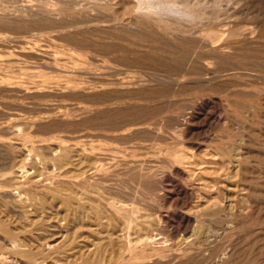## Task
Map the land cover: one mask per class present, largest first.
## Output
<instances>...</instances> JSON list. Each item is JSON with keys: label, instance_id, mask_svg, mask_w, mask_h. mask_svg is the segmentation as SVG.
Returning <instances> with one entry per match:
<instances>
[{"label": "rangeland", "instance_id": "374dc122", "mask_svg": "<svg viewBox=\"0 0 264 264\" xmlns=\"http://www.w3.org/2000/svg\"><path fill=\"white\" fill-rule=\"evenodd\" d=\"M55 1L0 0V173L25 184L0 176V217L45 229L38 264H264V0ZM70 186L124 206L110 242L52 197Z\"/></svg>", "mask_w": 264, "mask_h": 264}, {"label": "bare ground", "instance_id": "6f19581e", "mask_svg": "<svg viewBox=\"0 0 264 264\" xmlns=\"http://www.w3.org/2000/svg\"><path fill=\"white\" fill-rule=\"evenodd\" d=\"M51 1V0H50ZM57 1V0H56ZM55 1V2H56ZM60 1V0H59ZM45 3V2H44ZM43 3V4H44ZM47 3H49V1L47 2ZM60 3H62V2H60ZM60 3H58V4H60ZM140 3H142V5L143 6H146V4H143V2H141V0H140ZM147 3L148 4H150V5H153V7H154V4H157V5H159V8H161V10H162V12H164V14L166 13H168V14H171V15H182V16H184V17H187V18H191V17H193V13L186 7V6H184V5H181V4H176V5H173L172 3L170 4L169 2H167V1H165V0H148L147 1ZM46 4V3H45ZM53 4V3H52ZM136 4V3H135ZM47 5V4H46ZM94 5V4H93ZM50 6H51V3H50ZM55 6V5H54ZM156 6V5H155ZM100 7V6H99ZM148 7H149V5H148ZM42 8H45L44 6L42 7ZM27 9V8H26ZM97 9V8H96ZM40 10V9H39ZM35 11V10H34ZM46 11L49 13V12H52V9H50V7H49V9H48V6H47V9H46ZM57 11H58V9H57ZM41 12V11H40ZM39 12V13H40ZM56 12V11H55ZM134 12V11H133ZM5 13H6V11H5ZM23 13V12H22ZM26 13V12H25ZM44 13V12H43ZM52 13H54V11L52 12ZM52 13H50V14H52ZM60 12L58 11V14H59ZM1 14H3V13H1ZM12 14V13H11ZM10 14V15H11ZM21 14V13H20ZM28 15H30L29 13H27ZM55 14H57V13H55ZM66 14V13H65ZM148 14V13H147ZM6 16L5 17H7L8 15L7 14H5ZM28 15H26V16H28ZM32 15H33V13H32ZM40 15V14H39ZM42 15V14H41ZM45 16L44 17H46V13L44 14ZM53 16H54V14H52ZM60 15V14H59ZM58 15V16H59ZM63 15V14H62ZM22 16H24V15H22ZM148 16V15H147ZM4 16L2 15V16H0V18L2 19ZM25 17V16H24ZM33 17H37V16H33ZM66 17V15H64V18ZM9 18V17H8ZM8 18H3V19H8ZM31 18H32V16H31ZM55 18V17H54ZM174 18V17H173ZM23 19V18H22ZM27 19H28V17H27ZM26 19V20H27ZM53 19V18H52ZM60 19H61V17H60ZM60 19H58V20H60ZM186 19V18H185ZM9 20V19H8ZM135 20V19H134ZM12 21V20H11ZM91 21V20H90ZM89 21V22H90ZM138 21V20H137ZM154 21V20H153ZM63 25V24H62ZM65 25H67L66 23H65ZM110 25V24H109ZM141 25H143V23L141 24ZM105 26H106V24H105ZM60 27V26H59ZM63 27V26H62ZM61 27V28H62ZM65 27V26H64ZM63 27V28H64ZM144 27V26H143ZM143 27H141V28H143ZM4 31V30H3ZM144 31V30H143ZM161 32H163V31H161ZM5 33V32H4ZM10 33V32H9ZM8 33V34H9ZM13 33V32H12ZM16 33V32H15ZM27 33V32H26ZM159 33V32H158ZM11 34V33H10ZM14 34V33H13ZM12 34V35H13ZM23 34H25V33H23ZM1 35H2V32H1ZM11 35V36H12ZM18 35V34H17ZM16 35V36H17ZM26 35H28V34H26ZM15 36V35H14ZM19 36H21V34L19 35ZM24 36V35H23ZM1 38H3L4 37V35H2V36H0ZM6 37H8V36H6ZM10 37V36H9ZM18 37V36H17ZM196 37V36H195ZM110 38V37H109ZM211 36H208V39L209 40H211ZM4 39V38H3ZM5 39H7V38H5ZM196 39H198V38H196ZM113 40V39H112ZM204 40H205V38H204ZM213 41H215V39H213ZM29 42V41H28ZM108 42V41H107ZM207 42H209V41H207ZM6 44V43H5ZM111 44V43H110ZM110 44H107L109 47L111 46ZM113 45V44H112ZM2 46H3V44H2ZM5 46V45H4ZM8 47V46H7ZM140 47V46H139ZM10 49V48H9ZM10 51V50H9ZM2 53H3V51H2ZM12 54V53H11ZM28 55V54H27ZM14 57V56H13ZM34 57V56H33ZM35 59V58H34ZM39 59V58H38ZM37 59V60H38ZM36 60V59H35ZM36 63V62H35ZM39 64V63H38ZM37 65V64H36ZM92 66V65H91ZM8 68V67H7ZM236 69V68H235ZM6 70V69H5ZM10 71V70H9ZM177 76V75H176ZM183 79V78H182ZM125 80V79H124ZM176 81V80H175ZM120 82V81H119ZM180 84V83H179ZM18 96V95H17ZM247 105V104H246ZM248 107V106H247ZM234 110V109H233ZM24 115V114H23ZM245 115V114H244ZM19 117V116H18ZM22 120V119H21ZM243 120V119H242ZM23 121H24V118H23ZM29 121V120H28ZM9 122V121H8ZM13 122V121H12ZM19 122H21V121H19ZM6 124H7V122H6ZM15 124V123H14ZM21 124H23V122H21ZM30 124H31V122H30ZM9 125H12V123H10L9 122ZM26 125V124H25ZM17 127V126H16ZM29 127H31V126H29ZM2 128V127H1ZM13 128H11V129H9V127H8V130H12ZM45 129H47V128H45ZM7 130V129H6ZM1 134V133H0ZM5 134V133H4ZM5 135H7V134H5ZM51 135V134H50ZM63 135V134H62ZM1 137V136H0ZM7 137V136H6ZM6 137H4V138H6ZM4 138H0V139H4ZM86 139V138H85ZM15 140V139H14ZM64 140V139H63ZM90 140V139H89ZM65 142V141H64ZM69 142V141H68ZM68 142H66V143H68ZM77 142V141H76ZM8 143V142H7ZM6 143V144H7ZM10 143V142H9ZM61 143V142H60ZM15 144V143H14ZM97 144V143H96ZM9 145V144H8ZM59 145V144H58ZM7 146V145H6ZM10 146L11 145H9V149L8 150H10V153H8V155L9 156H11V157H9L10 158V160H12V162H13V160L14 159H16V154H18L19 152L15 149V147H12L11 146V148H10ZM44 146V145H43ZM47 146V145H46ZM113 146V145H112ZM53 147H55V146H53ZM52 147V149L54 150V148ZM58 147V146H57ZM60 147V146H59ZM79 147H82V146H79ZM85 147V146H84ZM95 147V146H94ZM67 148H69L68 146H67ZM87 147H85V149H86ZM88 148H90V147H88ZM87 148V149H88ZM91 148H92V146H91ZM90 148V149H91ZM96 148V147H95ZM19 149V148H18ZM60 149H62V148H60ZM80 149V148H79ZM83 149V148H82ZM112 149V148H111ZM50 150H51V148H50ZM89 150V149H88ZM92 150H93V148H92ZM31 151V150H30ZM52 151V150H51ZM64 151H66L65 150V148H63V150H62V152H64ZM69 151V150H68ZM71 151V150H70ZM18 152V153H17ZM21 152V151H20ZM67 152V151H66ZM65 152V153H66ZM81 152H82V150H81ZM84 152V151H83ZM87 152V151H86ZM7 154V153H6ZM56 154H58V153H56ZM67 154V153H66ZM66 154H62L60 157H55V158H53L52 160H54V163H56V165L57 166H59V168H60V170H61V168H63L62 170L64 171V168H67L68 167V170L74 165V163L72 164V162H71V159H70V155L69 156H67ZM68 154H69V152H68ZM235 156V155H234ZM180 157H181V155H180ZM180 157H176V159H175V162H176V160H178V161H180L179 159H181V161H182V158H180ZM233 157V156H232ZM185 158V157H184ZM15 161V160H14ZM173 161H174V159H173ZM238 161V160H237ZM11 162V161H10ZM84 162V161H83ZM87 162V161H86ZM239 162V161H238ZM241 162V161H240ZM82 163V162H81ZM13 164V163H12ZM108 164H110V163H108ZM107 164V165H108ZM55 165V164H54ZM10 166V165H9ZM8 166V167H9ZM4 168V170H7V169H12L13 167H9V168ZM70 167V168H69ZM87 167V168H86ZM94 167V166H93ZM98 167V166H97ZM108 167V166H107ZM92 167H91V165L89 166L88 164H87V166H83V168H79L78 170L79 171H77V172H81L82 174H85L86 172H87V170H89V169H91ZM96 169V168H95ZM141 169V168H140ZM70 170H77V169H70ZM65 171H66V169H65ZM14 173H15V171H13ZM13 172H10V173H6V172H2V173H0V176H6L7 178H6V181H7V185H8V183H11L12 185L14 184V183H18L19 185H20V187L22 186V185H24L25 186V184L24 183H21V182H18V180H17V178H16V175H14L13 174ZM67 172H69V171H67ZM65 173V172H64ZM139 173V172H138ZM135 175H137V174H135ZM57 176V175H56ZM67 176V175H66ZM84 180V179H83ZM31 181H29V183H30ZM68 182V181H67ZM27 185H29L28 183H27ZM31 186H33V185H31ZM29 187V186H28ZM2 188V187H1ZM8 188V187H7ZM36 188V187H35ZM45 188H47V187H45ZM60 188V187H59ZM58 187H56L53 191V193H54V195L52 196V197H54V198H59L60 199V203L62 204V206H63V211H66L67 213H68V217H69V219H71V221H78V220H82V222H84L85 221V227H86V229H87V231L88 232H91V234H96V233H100V234H102L103 236H106V238H108V240L109 239H112V233H114V231H115V227L111 224V221H110V219L112 218H114L113 220H116L115 219V216H116V214H118V213H120L121 211H123L124 210V206L122 205V207L121 206H119L118 204H117V202L118 201H115L114 200V198L112 199V198H105L103 195H99L98 197L102 200V201H104L105 203H104V205L103 206H100L99 205V203L97 204V203H94L93 201H92V199L88 196V197H82V196H80V194L78 193V191H76V189H74V187H72V186H70L68 189H65V190H63V189H59ZM22 189H24L23 187H22ZM30 189V188H29ZM94 189V188H93ZM9 189H7V191H8ZM34 191V190H33ZM17 192V191H16ZM19 192V191H18ZM23 192H25V191H23ZM28 193V192H27ZM26 193V194H27ZM31 193V192H30ZM36 193V192H35ZM97 193V192H96ZM16 194V193H15ZM20 194H21V192H19V194L17 195V196H20ZM34 194V193H33ZM13 195V194H12ZM37 195V194H36ZM8 197V196H7ZM50 198V197H49ZM29 199V198H28ZM31 201H32V203H34V205L36 206V209H43V205L41 204V203H37V202H35L34 201V197H32V199H30ZM100 200V201H101ZM29 201V200H28ZM102 201H101V205H102ZM45 202V201H44ZM32 203H31V205H32ZM122 204V203H121ZM120 204V205H121ZM47 208V207H46ZM85 208V209H84ZM0 209H2V210H0V211H2L3 212V214L4 215H7V213H8V211H6V204H0ZM32 209V208H31ZM87 209V211H84V210H86ZM207 210V209H206ZM41 211H43V210H41ZM208 212V211H207ZM212 212H214V211H212ZM26 213V212H25ZM43 213V212H42ZM206 213V212H205ZM209 213V212H208ZM9 215H7V217H8ZM29 216V215H28ZM42 216V215H41ZM2 217V216H1ZM0 217V234H2V236L4 237V239L6 240V243H7V245H8V247H10L11 249H8L9 251V253H11L12 255H20L21 257H23L24 259H25V263L26 264H38L37 262H36V260L35 259H37V257L38 256H41L44 252H45V250L42 248L43 246L41 245V243H44L43 242V240H45V239H42L44 236H45V233H46V231H45V229H43L42 227H40V230L42 231L41 233H35L34 234V236H32V231H31V229H28V227H26V226H24V225H20V226H15V227H10L9 226V224H8V222L6 221V220H4L3 219V217L1 218ZM67 217V218H68ZM71 217V218H70ZM8 219V218H7ZM132 223V222H131ZM24 224V223H23ZM133 224V223H132ZM49 226V225H48ZM128 226L130 227V224L128 223ZM51 227V226H50ZM84 227V226H83ZM132 227V226H131ZM42 228V229H41ZM47 228H49V227H47ZM52 229V228H51ZM39 230V231H40ZM50 232V230L48 229L47 230V232ZM34 232V231H33ZM53 232V231H52ZM60 232V231H59ZM54 233V232H53ZM56 234H57V232H56ZM105 234V235H104ZM54 234H52V236H53ZM102 235H101V237H102ZM74 236H75V234L73 235V237H72V239H69L68 241L69 242H71V240H73L74 239ZM90 236V235H89ZM50 237V236H49ZM91 237V236H90ZM95 237H97L96 235H95ZM45 238V237H44ZM48 238V237H47ZM52 238V237H51ZM50 238V239H51ZM92 238V237H91ZM40 239L42 240V242L40 243ZM58 239V238H57ZM95 239V238H94ZM93 239V240H94ZM98 239V238H97ZM102 239V238H101ZM47 240V239H46ZM65 240V239H64ZM103 240H104V238H103ZM67 241V242H68ZM114 242H115V240H113ZM154 241V240H153ZM200 241H201V239H200ZM39 242V243H38ZM109 242H110V240H109ZM204 242V241H203ZM48 242H46V244H47ZM62 242H60V244H61ZM125 244H123V245H126V246H124V248H126V247H128V243H129V241H126V242H124ZM68 243H66V245H67ZM71 244V243H70ZM97 244H98V242H97ZM130 244V243H129ZM200 244V243H199ZM49 245V244H48ZM205 245H207V244H205ZM45 247H46V245H44ZM64 246V245H63ZM68 246V245H67ZM129 246H131V244L129 245ZM133 246V245H132ZM23 247H27V249L26 248H23ZM48 247V246H47ZM65 247V246H64ZM196 247V246H195ZM66 248V247H65ZM130 248V247H129ZM201 248V247H200ZM1 249H3V247L1 248ZM52 249V247L51 246H49L48 248H47V250L49 251V250H51ZM101 248H100V246L98 245V247L96 248V251L94 250L93 251V253H92V256H94V253H96V252H98L99 250H100ZM199 250V249H198ZM192 251V250H191ZM3 255V254H2ZM202 255V254H201ZM0 256H1V251H0ZM120 257H122V255L120 254ZM142 257V256H141ZM207 257V256H206ZM153 258V257H152ZM208 258V257H207ZM97 258H95V256L93 257V258H91L90 259V261L88 262V261H84V262H82L83 264H92V262H95V261H97L96 260ZM204 259V258H203ZM202 259V260H203ZM209 259V258H208ZM89 260V259H88ZM205 260V259H204ZM203 260V261H204ZM207 260V259H206ZM142 262V261H141ZM205 262V261H204ZM203 262V263H204ZM207 262H208V260H207ZM81 263V264H82ZM125 263V262H124ZM206 263V262H205ZM204 263V264H205ZM210 263V261L208 262V264ZM251 264V263H250Z\"/></svg>", "mask_w": 264, "mask_h": 264}]
</instances>
